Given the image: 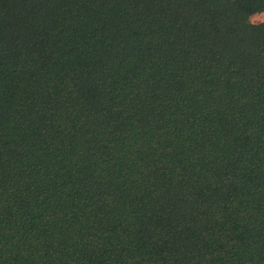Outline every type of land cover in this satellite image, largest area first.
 Wrapping results in <instances>:
<instances>
[{"label": "trees", "instance_id": "16d2710c", "mask_svg": "<svg viewBox=\"0 0 264 264\" xmlns=\"http://www.w3.org/2000/svg\"><path fill=\"white\" fill-rule=\"evenodd\" d=\"M264 0H0V264H264Z\"/></svg>", "mask_w": 264, "mask_h": 264}, {"label": "rangeland", "instance_id": "374dc122", "mask_svg": "<svg viewBox=\"0 0 264 264\" xmlns=\"http://www.w3.org/2000/svg\"><path fill=\"white\" fill-rule=\"evenodd\" d=\"M250 22L252 24H261L264 22V13H255L251 15Z\"/></svg>", "mask_w": 264, "mask_h": 264}]
</instances>
